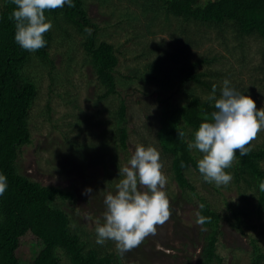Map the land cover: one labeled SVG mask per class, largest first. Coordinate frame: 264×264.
<instances>
[{"label": "trees", "instance_id": "1", "mask_svg": "<svg viewBox=\"0 0 264 264\" xmlns=\"http://www.w3.org/2000/svg\"><path fill=\"white\" fill-rule=\"evenodd\" d=\"M73 3L75 7L65 5L46 10L45 15L48 21L58 25L56 28H60L68 40H72L69 30L82 38L80 47L85 63L92 68L99 86L97 99L104 101L118 94L115 75L118 57L113 44L97 38L98 26L88 17L86 0H73ZM110 7H114L120 19L132 29L137 44L142 46L141 55L149 56L147 61L135 65L125 78L154 84L162 93L175 86L182 95L177 101L171 97L160 101L163 105L154 130L155 143L163 166L171 171L182 195L185 198L188 195L193 202L196 199L198 206L203 204L205 207H198V212L211 218L210 223L202 225L200 263L224 264L218 253L224 217L188 176L191 170L199 173L197 161L202 158V153L190 150L188 143L194 140L199 125L215 111V101L208 99L213 85L217 87V98L225 79L230 81V87L251 98L253 89L241 87L232 74L231 65L222 63V58L191 54L187 38L184 47L174 50L154 43L146 47L145 41L147 36L160 33L164 27L171 29L176 38L190 35L192 26L215 27L219 31L229 28L240 36L235 49H240L239 54L246 60L251 39L260 40L264 45V0H116ZM14 8L12 0H0V174L7 177V189L0 196V264H25L17 258L16 251L27 234L38 242V250L30 264H62L60 253L69 264H123L117 254L107 251L109 244L101 245L89 238L84 241L81 236H87V233L79 231L80 235L72 227L73 218L58 204L73 198L70 191L42 186L16 171L18 152L30 143L28 119L38 96L37 85L27 72V66L35 58L53 68L50 48L55 33L50 29L44 34L45 47L35 52L24 50L15 42L14 21L9 19ZM85 29H90V33ZM257 53L261 57L260 65L252 69L263 75L261 84L264 86V49ZM202 66L205 68L201 69ZM254 82L257 81L254 79ZM110 108L109 105L106 110L111 117L109 137L101 146L111 150L113 165L118 170L116 157L119 152L126 153L128 146V109L123 99L119 100L116 110ZM178 131L185 133L183 139L179 138ZM132 133L136 134V129ZM137 138L139 143L149 146L144 134H137ZM249 146L253 150L246 156H240L237 151L232 166L226 169L233 177L227 186L207 183L215 188L235 187L243 199L247 198L246 191H251L261 218L264 192L260 191L259 183L264 181V140L260 143L252 141ZM76 147L82 149L88 145L76 143ZM118 173L114 175V183L110 176L104 175L107 186L116 187ZM233 205L232 201H227L231 215L225 218L241 234H246L244 218L247 214ZM250 245V263L264 264V245L252 236Z\"/></svg>", "mask_w": 264, "mask_h": 264}, {"label": "rangeland", "instance_id": "2", "mask_svg": "<svg viewBox=\"0 0 264 264\" xmlns=\"http://www.w3.org/2000/svg\"><path fill=\"white\" fill-rule=\"evenodd\" d=\"M115 1L108 0L105 3L104 0H86V6L88 17L98 26L97 38L114 45L118 57L115 68L118 94L98 101L99 86L92 68L85 63L80 47L82 38L69 30L72 40H68L62 30L56 28L58 25L50 21L51 31L55 33L50 48L53 68L51 64L39 62L35 58L27 66V72L37 85L38 96L28 119L30 143L20 148L15 163L16 171L26 178L42 186L58 187L72 193V199L58 204L73 218L72 227L89 236L79 232L81 239L88 241L89 238L93 242L97 241V222L104 223L105 195L116 191V187L106 185L104 175L110 176L114 183L119 165L127 164L136 145L141 144L137 134H144L149 146L157 149L154 130L163 105L161 102L169 97L177 101L182 96L175 86L162 93L154 84L125 78L135 65L147 61L149 56L141 55L142 46L137 44L138 39L133 36L132 29L120 19L118 11L110 7ZM173 36L172 30L164 27L160 33L157 31V34L146 37V47L154 43L174 50L184 47L187 38L191 54L208 55L211 58L218 56L222 58V63L230 64L232 74L241 87L250 86L253 89L252 98L257 109L264 108L263 75L252 69L260 65L261 57L257 52L264 49L260 40L250 38L251 47L247 49L250 52L245 55V60L239 54L241 50L235 49L240 36L232 29L219 31L215 27L192 26L190 35L179 38ZM121 99L128 109L126 119L129 138L126 153L119 152L116 157V170L111 150L104 149L101 144L107 142L111 124V117L106 110L109 105L110 109L116 110ZM135 129L134 135L132 130ZM263 140L264 130L258 133L254 143ZM76 143H84L88 147L80 149ZM162 171L167 177L164 191L170 201V218L163 225L156 226L155 235L147 236L138 247L124 255L118 253L114 241L108 240L103 244H109L107 251L117 254L123 264H201L199 255L203 247L201 231L204 228L196 224L199 210L197 201L195 199L193 202L187 198L188 195L186 198L182 195L167 167L163 166ZM188 176L224 217L223 234L218 244V253L224 264H251L250 237L258 238L264 245V211L259 218L251 191L247 190V198L243 199L235 187L215 188L201 174L192 170ZM87 188L93 190L91 199L83 194ZM227 201H232L233 208L239 206L247 214L244 218L246 234H241L226 220L225 216L231 215ZM37 250V240L27 234L16 256L22 263L30 264ZM60 259L62 264H69L61 253Z\"/></svg>", "mask_w": 264, "mask_h": 264}, {"label": "clouds", "instance_id": "3", "mask_svg": "<svg viewBox=\"0 0 264 264\" xmlns=\"http://www.w3.org/2000/svg\"><path fill=\"white\" fill-rule=\"evenodd\" d=\"M15 5L9 19L14 21L15 42L24 50L35 52L46 46L44 34L52 24L47 20L46 10H56L65 5L75 7L73 0H12ZM90 33V29H85ZM213 85L208 99L215 101V111L205 119L194 133L188 148L202 153L197 161L199 173L208 183L217 187L227 186L233 179L226 169L234 162L237 151L248 155L253 149L249 145L264 130V108L257 109L256 102L248 95L230 87L225 79L216 96ZM179 132L183 139L185 133ZM183 166V165H182ZM159 151L153 146L138 144L134 154L125 165H119V182L115 193L105 195L106 211L104 223L96 224L97 243L115 242L120 255L138 247L149 235L156 234V226L163 225L171 215L170 201L166 191L167 177L164 175ZM7 189V177L0 174V196ZM264 192V181L259 183ZM93 190L87 188L84 195L92 198ZM200 209L205 206L201 204ZM197 225L210 223V217L196 213ZM206 230V229H205Z\"/></svg>", "mask_w": 264, "mask_h": 264}]
</instances>
